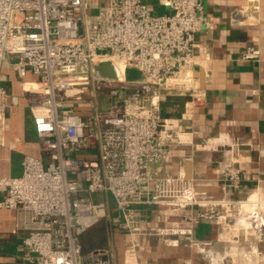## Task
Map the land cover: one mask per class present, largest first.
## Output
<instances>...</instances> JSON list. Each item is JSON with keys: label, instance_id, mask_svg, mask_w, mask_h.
Here are the masks:
<instances>
[{"label": "built area", "instance_id": "2783aa9c", "mask_svg": "<svg viewBox=\"0 0 264 264\" xmlns=\"http://www.w3.org/2000/svg\"><path fill=\"white\" fill-rule=\"evenodd\" d=\"M167 5L171 13L157 15L146 0H0V71L9 64L37 77L25 93L43 156H25L19 177H0V209L14 211L26 231L25 264H113L114 247L84 250L81 243L104 219L130 235L123 264H141L137 205L199 208L201 217L230 218L233 230L244 220L237 233L264 242V188L238 197L242 170L234 157L219 181L237 196L221 201L202 198L182 170L152 172L172 150L194 145L162 116V92L189 93L184 120L205 100L194 74L203 2ZM259 57L249 47L241 60ZM101 64L115 76L103 75ZM128 69L142 78L129 80ZM12 106L0 86V143ZM246 202L254 205L245 209Z\"/></svg>", "mask_w": 264, "mask_h": 264}, {"label": "crops", "instance_id": "0c3cea01", "mask_svg": "<svg viewBox=\"0 0 264 264\" xmlns=\"http://www.w3.org/2000/svg\"><path fill=\"white\" fill-rule=\"evenodd\" d=\"M167 1L146 3L154 14L165 15L171 13ZM202 2L204 25L196 36L194 74L205 100L189 120H184L189 93L164 90L160 102L162 116L190 133L194 145L172 150L152 172L160 168L163 174L177 175L182 170L202 198L221 201L237 196L224 191L219 181L234 157L242 170V194L238 197L245 199L257 187L264 188V0ZM249 47L258 51V60H241ZM36 81L31 72L22 76L9 64L0 71V86L13 102L7 112L5 141L0 143V177H19L25 156H43L25 93L28 83ZM135 208L139 231L133 239L140 245L141 264H264V259L253 253L255 249L264 253V242L237 233L230 218L201 217L199 208ZM158 230L162 233L157 234ZM108 236L104 244L87 246L84 242L82 247H114L113 264H123L124 238L130 235L120 236L111 230ZM25 237L26 231L17 227L15 212L0 209V264H25ZM203 247L205 252L200 250Z\"/></svg>", "mask_w": 264, "mask_h": 264}, {"label": "rangeland", "instance_id": "374dc122", "mask_svg": "<svg viewBox=\"0 0 264 264\" xmlns=\"http://www.w3.org/2000/svg\"><path fill=\"white\" fill-rule=\"evenodd\" d=\"M98 105H100L99 107L106 108L108 106V101L107 100H106V102L102 101ZM98 196L99 195H94L93 197L98 198ZM255 196L256 195H254L253 198H255ZM253 198H251V199H253ZM251 206H252V204L243 205V207L245 209H249ZM110 231H111V229H110L109 221H108V219H104L99 224H97L96 226L91 228V230L82 237L83 238V242H81V243L85 242L87 246H89L91 244H95V246H96L98 242H100V244H104L103 240L105 239V241H106L108 239V237H109L108 233Z\"/></svg>", "mask_w": 264, "mask_h": 264}, {"label": "water", "instance_id": "95a60500", "mask_svg": "<svg viewBox=\"0 0 264 264\" xmlns=\"http://www.w3.org/2000/svg\"><path fill=\"white\" fill-rule=\"evenodd\" d=\"M97 68L105 76H109V77L115 76L114 70L107 64H101ZM126 74L129 80L131 79L140 80L142 78L141 73L133 69H128L126 71Z\"/></svg>", "mask_w": 264, "mask_h": 264}, {"label": "bare ground", "instance_id": "6f19581e", "mask_svg": "<svg viewBox=\"0 0 264 264\" xmlns=\"http://www.w3.org/2000/svg\"><path fill=\"white\" fill-rule=\"evenodd\" d=\"M254 195H255V194H254ZM254 195H253V196H254ZM253 196H252V197H253ZM243 205H250V204L246 202V203H244ZM252 205H254V204H252ZM245 225H246L245 221H244V220H241L240 223L235 227V229L238 231L240 228H242V227L245 226Z\"/></svg>", "mask_w": 264, "mask_h": 264}]
</instances>
